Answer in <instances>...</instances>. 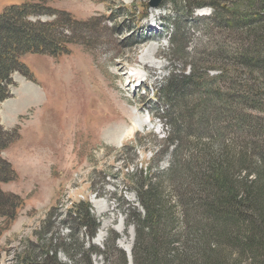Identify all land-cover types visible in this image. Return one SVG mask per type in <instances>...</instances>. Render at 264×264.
Instances as JSON below:
<instances>
[{"label": "rangeland", "instance_id": "374dc122", "mask_svg": "<svg viewBox=\"0 0 264 264\" xmlns=\"http://www.w3.org/2000/svg\"><path fill=\"white\" fill-rule=\"evenodd\" d=\"M23 1L0 0V10ZM153 1L50 0L44 14L30 17L49 21L56 18L52 13L67 16L71 22L60 32L69 43L58 56L24 55L22 62L34 81L14 72L10 96L0 103L2 127L16 131L0 151L13 170L10 180L0 182V191L22 201L17 216L0 228V264H10L21 249L37 253L33 247L44 245L46 232L39 231L49 226L48 221L55 223L47 235L69 243V230L60 219L79 200L89 201L100 221L92 243L102 249L107 242L111 247L109 233L116 234L115 245L131 262L133 214H143L132 185L139 174L133 173L154 170L155 165L163 171L171 161L158 87L172 68L188 73L190 65H196L204 75V68L219 67L218 59L230 54L232 43H239L236 27L209 24L213 9L205 3L233 8L247 3L198 0L192 2L201 5L196 8L185 6L183 0H160L152 6ZM174 22L183 29L172 46ZM205 74L210 80L219 71L208 68ZM209 99L187 92L181 104L189 114L226 112V104ZM183 107L179 105L181 112ZM131 125L136 128L118 145V133ZM67 256L59 250L62 261ZM94 264H104L103 258L96 257Z\"/></svg>", "mask_w": 264, "mask_h": 264}, {"label": "trees", "instance_id": "16d2710c", "mask_svg": "<svg viewBox=\"0 0 264 264\" xmlns=\"http://www.w3.org/2000/svg\"><path fill=\"white\" fill-rule=\"evenodd\" d=\"M48 1L24 0L0 10V103L10 96L14 72L32 80L24 55L58 56L67 51L69 39L60 32L71 22L67 16L52 13L56 18L49 21L30 19L44 14ZM183 1L185 6H201L192 3L198 0ZM205 5L213 9L209 24L236 27L240 41L232 43L230 54L214 59L219 67L204 68V75L196 65H190L188 73L172 68L158 87L171 161L163 171L155 165L154 170L133 173L139 174L132 185L143 214H133L131 262L115 245L116 234L109 233L111 247L107 242L102 249L92 243L100 221L91 203L79 200L60 219L69 230V243L47 235L55 223L48 221L49 226L39 231L46 232L44 245L33 247L37 253L21 249L10 264H94L98 256L104 264H264V0H247L234 8ZM173 26L172 46L183 29L177 22ZM208 68L219 74L208 80ZM187 92L210 96L227 110L185 113L181 99ZM12 134L16 131L0 123V151L10 144ZM12 177V167L0 156V182ZM21 206L19 197L0 191L4 228ZM60 249L68 255L65 261L58 257Z\"/></svg>", "mask_w": 264, "mask_h": 264}, {"label": "bare ground", "instance_id": "6f19581e", "mask_svg": "<svg viewBox=\"0 0 264 264\" xmlns=\"http://www.w3.org/2000/svg\"><path fill=\"white\" fill-rule=\"evenodd\" d=\"M29 94H30V92H28ZM28 94V95H29ZM27 98H28V96H27ZM134 124V123H133ZM136 125H137V123H136ZM138 126V125H137ZM136 127H135V125H131L130 127H127V128H125L124 130H120V132L118 133V135L119 134H121V136H130L131 135V133H132V131L135 129ZM110 132V134H112L113 136L116 134V131L115 130H112V131H109ZM111 136V135H110Z\"/></svg>", "mask_w": 264, "mask_h": 264}, {"label": "water", "instance_id": "95a60500", "mask_svg": "<svg viewBox=\"0 0 264 264\" xmlns=\"http://www.w3.org/2000/svg\"><path fill=\"white\" fill-rule=\"evenodd\" d=\"M159 1H160V0H154V1L151 3V5H152V6H155V5L158 4Z\"/></svg>", "mask_w": 264, "mask_h": 264}]
</instances>
